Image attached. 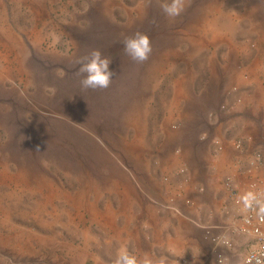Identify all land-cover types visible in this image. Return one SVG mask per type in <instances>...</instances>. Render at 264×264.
<instances>
[{
    "label": "rangeland",
    "instance_id": "obj_1",
    "mask_svg": "<svg viewBox=\"0 0 264 264\" xmlns=\"http://www.w3.org/2000/svg\"><path fill=\"white\" fill-rule=\"evenodd\" d=\"M164 2L0 0V264L189 258L192 229L225 264L230 235L253 238L235 228L264 181L231 231L230 114L241 129L264 100V0H184L175 18ZM135 32L143 63L123 49ZM94 49L114 74L83 90L75 61Z\"/></svg>",
    "mask_w": 264,
    "mask_h": 264
},
{
    "label": "crops",
    "instance_id": "obj_2",
    "mask_svg": "<svg viewBox=\"0 0 264 264\" xmlns=\"http://www.w3.org/2000/svg\"><path fill=\"white\" fill-rule=\"evenodd\" d=\"M250 98L252 99L250 100L251 104L248 107V111L250 113H248V116L246 112L242 115L243 122L242 125L239 124V126H242L241 129H232L238 121L231 120L232 114H230V129L233 130V133L230 132V182L234 188L230 192V230L233 226L240 222L239 219L241 215L244 214V209L243 211H241L242 208L239 209V207H241V205H239V199L240 196L243 195L244 184L251 180L260 179L261 181H264V100L262 99L258 101L256 98H252V96H250ZM237 117V115L234 116V118ZM237 137L243 138L244 146L239 150L232 146L233 141L237 139ZM220 140L223 141L225 139L224 137H221ZM255 152H259L261 154L262 160L259 163H254L252 161V155ZM223 158L225 159L227 157L223 156ZM219 166L225 167V165H222V163H219ZM223 174H225L224 171L218 167V170L212 174L210 173L206 175L205 178L207 179L208 177H213L220 179ZM195 198L198 199V197ZM209 199V196H202L201 198L202 201L208 202ZM236 206L238 209H236ZM199 226H203L201 231L206 230L207 228H216V226L213 224H202ZM192 230L193 231L188 235V237L192 238L188 241L185 240L183 246L184 248L190 249L191 254L189 255V258L186 254V250L182 251L180 249L179 253L181 255L179 259L162 255L154 256L152 260L163 257L165 258V264H216L215 258L217 251L215 252V248L211 246V249H207L205 246H203V244L197 238L196 229ZM230 240L232 242V246L227 252L230 253V258L225 255L228 258L225 264L238 263L241 258L256 245V241L252 237L230 235Z\"/></svg>",
    "mask_w": 264,
    "mask_h": 264
},
{
    "label": "clouds",
    "instance_id": "obj_3",
    "mask_svg": "<svg viewBox=\"0 0 264 264\" xmlns=\"http://www.w3.org/2000/svg\"><path fill=\"white\" fill-rule=\"evenodd\" d=\"M160 7L167 17L175 18L184 11V0H170V2L162 3ZM122 44L124 52L136 63L147 61L152 52L149 36L141 32L126 36ZM75 63L78 66L77 74L81 76L79 83L83 90L107 89L110 86L114 74L109 67L111 60L102 55L100 50H92L77 58ZM114 264H165V258L156 260L145 258L138 261L136 257L129 254L127 249H123L117 253Z\"/></svg>",
    "mask_w": 264,
    "mask_h": 264
},
{
    "label": "built area",
    "instance_id": "obj_4",
    "mask_svg": "<svg viewBox=\"0 0 264 264\" xmlns=\"http://www.w3.org/2000/svg\"><path fill=\"white\" fill-rule=\"evenodd\" d=\"M262 206H264V192L248 196V213L242 217V222L235 228V232L253 236L256 245L235 264H264V211H262ZM224 244L228 248L232 246L228 241Z\"/></svg>",
    "mask_w": 264,
    "mask_h": 264
},
{
    "label": "bare ground",
    "instance_id": "obj_5",
    "mask_svg": "<svg viewBox=\"0 0 264 264\" xmlns=\"http://www.w3.org/2000/svg\"><path fill=\"white\" fill-rule=\"evenodd\" d=\"M87 15L90 17V14H87ZM219 23H220V22H219ZM219 23H218V24H219ZM214 24H215V23H214ZM219 25H220V24H219ZM225 27H226L225 29L230 30V24L227 23V24L225 25ZM119 42H120V41H119ZM119 42H118V41H115L113 44H117V43H119ZM22 126H23V125H22ZM26 126H27V125H26ZM25 130H26V129H25ZM25 132H26V131H24V133H25ZM26 134H27V132H26Z\"/></svg>",
    "mask_w": 264,
    "mask_h": 264
}]
</instances>
